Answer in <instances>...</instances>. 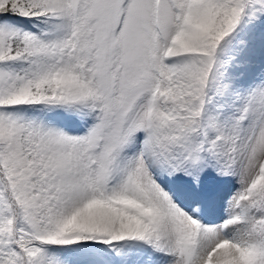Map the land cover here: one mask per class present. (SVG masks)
<instances>
[{
  "label": "snow or ice",
  "instance_id": "6c2138e0",
  "mask_svg": "<svg viewBox=\"0 0 264 264\" xmlns=\"http://www.w3.org/2000/svg\"><path fill=\"white\" fill-rule=\"evenodd\" d=\"M0 264H264V0H0Z\"/></svg>",
  "mask_w": 264,
  "mask_h": 264
}]
</instances>
